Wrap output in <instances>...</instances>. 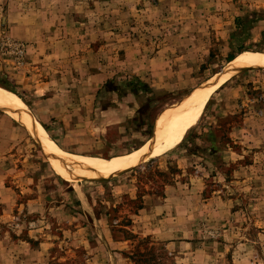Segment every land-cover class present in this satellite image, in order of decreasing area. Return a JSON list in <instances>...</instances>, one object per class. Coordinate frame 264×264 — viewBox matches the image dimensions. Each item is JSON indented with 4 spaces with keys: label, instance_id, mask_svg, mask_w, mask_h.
I'll return each mask as SVG.
<instances>
[{
    "label": "rangeland",
    "instance_id": "rangeland-1",
    "mask_svg": "<svg viewBox=\"0 0 264 264\" xmlns=\"http://www.w3.org/2000/svg\"><path fill=\"white\" fill-rule=\"evenodd\" d=\"M242 55L264 58V0H0V84L63 165L137 153L213 90L182 144L107 179L0 109V264H264V66L230 74Z\"/></svg>",
    "mask_w": 264,
    "mask_h": 264
},
{
    "label": "bare ground",
    "instance_id": "bare-ground-1",
    "mask_svg": "<svg viewBox=\"0 0 264 264\" xmlns=\"http://www.w3.org/2000/svg\"><path fill=\"white\" fill-rule=\"evenodd\" d=\"M255 66H264V58L257 55H242L231 62L228 72L231 74L233 70H242L243 68ZM218 84L215 86H218ZM212 91L211 86H203L194 91L190 97H187L179 107H171L172 109L167 111L169 113L161 120L160 133L152 139L151 144L144 146L137 153L108 162L93 159L90 160L91 166L87 164L86 160L83 164L73 160L69 161L67 166L63 165L64 156L50 152L48 146H54V141L47 136L43 125L31 114L28 103L19 94L10 91L5 84H0V109L27 125L32 136L45 148L47 154L49 153L50 156H53L54 159H51L57 169H64L68 177H73V174H77L78 176L85 175L92 179H107L115 173L120 174L124 172L123 170L127 171L134 168L137 164L153 157L157 151L166 152L182 144L186 140L187 135L193 130L196 118L206 104L207 99L204 100L205 97ZM67 160H72V158ZM81 160L83 161L84 159Z\"/></svg>",
    "mask_w": 264,
    "mask_h": 264
},
{
    "label": "crops",
    "instance_id": "crops-1",
    "mask_svg": "<svg viewBox=\"0 0 264 264\" xmlns=\"http://www.w3.org/2000/svg\"><path fill=\"white\" fill-rule=\"evenodd\" d=\"M33 105H31V108H32ZM33 110V109H32Z\"/></svg>",
    "mask_w": 264,
    "mask_h": 264
},
{
    "label": "water",
    "instance_id": "water-1",
    "mask_svg": "<svg viewBox=\"0 0 264 264\" xmlns=\"http://www.w3.org/2000/svg\"><path fill=\"white\" fill-rule=\"evenodd\" d=\"M243 69H244V68H243ZM221 74H223V73H221ZM221 74H220V75H221Z\"/></svg>",
    "mask_w": 264,
    "mask_h": 264
}]
</instances>
